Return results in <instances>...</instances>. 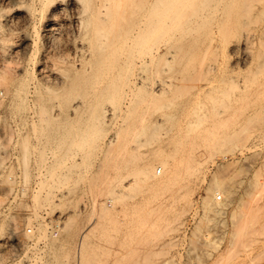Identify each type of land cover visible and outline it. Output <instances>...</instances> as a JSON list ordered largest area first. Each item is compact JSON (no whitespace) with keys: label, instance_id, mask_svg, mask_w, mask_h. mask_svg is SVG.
<instances>
[{"label":"rangeland","instance_id":"obj_1","mask_svg":"<svg viewBox=\"0 0 264 264\" xmlns=\"http://www.w3.org/2000/svg\"><path fill=\"white\" fill-rule=\"evenodd\" d=\"M237 1L226 6L233 30L224 22L222 29L226 41L240 38L239 48L214 54L202 45L194 58L197 67L222 70L201 72L175 58L160 74L172 90L158 93V76L139 64L131 76L137 86L119 91L114 111L107 103L96 109L99 123L84 108L66 116L47 104L45 114L59 117L42 120L31 102L22 112L1 99L0 264H264V0ZM0 8L10 15L0 75L60 87V76L48 72L57 62L73 72L64 56L80 39L70 12L57 13L48 33L42 20L13 17L9 0ZM236 13L249 21L234 30ZM212 78L215 89L197 88Z\"/></svg>","mask_w":264,"mask_h":264},{"label":"bare ground","instance_id":"obj_2","mask_svg":"<svg viewBox=\"0 0 264 264\" xmlns=\"http://www.w3.org/2000/svg\"><path fill=\"white\" fill-rule=\"evenodd\" d=\"M9 1L11 2V5L15 12V14H13V17L19 19L21 17V20H23L21 22H25V23L33 22L34 20L37 19L42 20L43 26L46 28V31L48 33L52 32L53 29H55V26L58 24L56 20L57 13H61L62 11L66 12V10H68L70 12L72 24L75 26L74 28L77 29V34L75 39H77V37L80 39L79 44L76 43H73V45L71 44L73 47V55L70 56L68 54L64 56L66 57V60L64 59V62L66 61L67 63H69L73 71L72 74H69L68 71H65L64 69H63L64 71H62V68L67 67L66 66L67 64L64 67L60 65V63L63 64L62 62L59 63L61 68L57 67L58 66L57 65L58 62H57L56 64L57 66L55 64H52L53 69L51 68L50 71L48 72V73H55L57 74V76H60L61 83H60V87L58 88H54V86L51 85L49 86L47 84L41 85L39 82L36 81V79L35 81L32 79L28 80L27 75H26L27 78L25 79L24 77L25 75L23 76V74L21 75L24 78L18 76L20 79H16L17 77L14 78L11 75H7L5 73L0 75V90H2V96L0 97V104L2 103L1 99L3 97L4 98L6 97L9 100L10 104H12V106L14 105L15 108H19V109L21 108L20 110L22 111L23 110L22 107L28 105V103L31 102V106H33L31 107V111L33 109L32 113H35L37 115V116L34 115L36 118L39 117L41 119L46 118L47 120H52L53 118L54 120V115L56 116L58 113L51 115L50 113L53 112L52 110L49 113L47 112V114H45L44 112V107L47 104H51L50 105V107L52 106L51 109H53V106H57L58 108L55 107L56 109H59L57 110V112H59L60 115L64 114L65 112L66 116H68V114L71 113L70 111H69L70 113H68V109L71 110L73 113H76L78 109L84 108L86 113L85 115H87L88 119H90L88 121L95 122L97 120L96 122H98L99 118L98 115L96 114V109L99 110L102 109V107L105 106L106 103L112 106V110L113 108H117L116 98L118 96L119 91L125 85L128 86L129 88H135L137 86V83L133 81L131 76L132 74H134V69L139 64H146L149 65V68H152V71H154L158 76L155 84V92L165 93L167 91H171L172 90L171 88L173 87L174 84L171 80L162 78L160 74L163 71H169L171 69L170 63L175 58L178 57L181 59L184 58L186 60L187 67H190V65L191 66L194 65L196 55L198 53H201L202 49L200 47L202 45H204L203 46L204 50L209 49L212 51V53L215 52L214 54H217L216 52L224 53V51L225 52L235 51V49L239 48L241 44L239 40L240 38L238 39V41L235 39L234 40L230 39L229 41H226V39L223 37L226 35L223 34V29H222L223 22L225 23L224 27L227 26V28H225L226 31L229 27V25H226L227 23L229 24V22L226 20V18H228L226 16V12H227L226 6H228L227 9H229V6L230 9H232L231 5L234 8L233 4H235L237 0H9ZM244 4L246 5L247 3L244 2ZM239 9L242 8L239 7ZM244 10H245L244 12H246V10L249 9L248 8L246 9L245 7ZM2 11L3 9L0 8V42L4 43L9 40L7 39V32H5L6 31L5 26L10 20L9 19L10 15ZM249 11L247 12V14H249ZM18 13H21V16H18ZM237 13L236 15L234 14L235 16L233 18L235 19V23L234 24L231 23V26L234 25V27L235 26L237 27V28L235 27L236 29L233 27L234 30H237L238 26H240L241 23L243 24L244 22L249 21L248 20L249 15L248 16L247 14L244 15L243 18H245L246 16L245 18L246 21H244V19L239 18L240 15L237 16ZM228 16L230 15L228 14ZM225 20L227 21V23ZM202 25L207 26L206 27L207 30H205L206 33L203 39L201 40L200 39L201 30L199 31V29ZM231 28H229L228 31L233 30ZM202 30L204 31V27ZM21 35L23 36V38L21 39L25 40V44H26V40L29 39L30 34L26 35V33H24ZM31 37H33V35H31ZM243 38L245 39L243 40L242 44L246 49L247 48L246 44H248V42H250L251 39L249 35ZM31 40L33 41V39ZM88 40H90V42L91 40L95 41L96 46L89 43ZM229 52L228 54H230ZM202 54L204 55V53ZM200 61L202 62V60H199V62ZM204 64L201 65L199 64L198 67L194 65V67L196 66V68L199 69L201 72L218 73L220 70H222V67L224 66V65L220 66L221 64L216 65L214 63L208 65L207 64L204 65ZM19 69L20 71L24 72L21 68ZM25 73L27 72L25 71ZM89 73L93 75L91 79H89L88 77V75H90ZM178 79L179 82L183 80V78H178ZM213 80H214L213 78L211 80L209 79L205 83L204 87L198 85L197 88H199L200 90H204L205 87L207 88L209 87L212 89L213 87H215L213 84L215 82ZM216 85L218 86L217 83ZM66 105L68 107H66ZM88 106L93 108L89 111V114H88ZM28 107L29 105L27 106V109ZM23 108H26V106ZM65 109H67V114ZM21 111L19 112V114L21 113ZM17 115L18 114H16V116ZM76 115L78 114L76 113ZM22 116L20 115V117L22 118L21 121L25 118V116L24 118ZM57 116L59 117V115ZM23 122H21V124H24ZM32 127H34V125ZM88 128H90V125L88 126ZM65 131L68 130L66 129ZM92 132H95V130ZM77 133L78 132H76V134ZM82 133L84 134V131ZM24 147L26 149V146ZM153 160L159 162L161 167L164 168L165 172L169 170V166L166 160L158 156H155ZM50 176L51 175H49V178ZM149 176H151V178L153 179H156V170L155 172L151 173ZM216 198H221V195L219 193H216Z\"/></svg>","mask_w":264,"mask_h":264},{"label":"built area","instance_id":"obj_3","mask_svg":"<svg viewBox=\"0 0 264 264\" xmlns=\"http://www.w3.org/2000/svg\"><path fill=\"white\" fill-rule=\"evenodd\" d=\"M159 170V169H158ZM58 226V224L57 223H55V227H57ZM58 234V232H57V230L55 229L54 231H53V235L54 236H56Z\"/></svg>","mask_w":264,"mask_h":264},{"label":"crops","instance_id":"obj_4","mask_svg":"<svg viewBox=\"0 0 264 264\" xmlns=\"http://www.w3.org/2000/svg\"><path fill=\"white\" fill-rule=\"evenodd\" d=\"M181 251H183V249H180Z\"/></svg>","mask_w":264,"mask_h":264}]
</instances>
